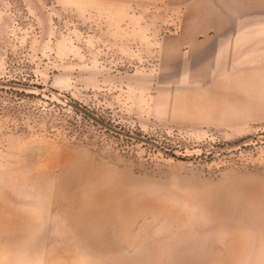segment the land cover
Segmentation results:
<instances>
[{
	"label": "rangeland",
	"instance_id": "1",
	"mask_svg": "<svg viewBox=\"0 0 264 264\" xmlns=\"http://www.w3.org/2000/svg\"><path fill=\"white\" fill-rule=\"evenodd\" d=\"M258 40L264 0H0V264H264Z\"/></svg>",
	"mask_w": 264,
	"mask_h": 264
},
{
	"label": "bare ground",
	"instance_id": "2",
	"mask_svg": "<svg viewBox=\"0 0 264 264\" xmlns=\"http://www.w3.org/2000/svg\"><path fill=\"white\" fill-rule=\"evenodd\" d=\"M83 154V153H82ZM80 155V154H79ZM85 155V154H84ZM82 156V155H81ZM81 158H83V156L81 157ZM83 165H85V164H83ZM83 166H80V167H73V175L71 174L72 173V171H71V177H73V176H77V175H79V177H80V179L79 180H82L83 182H87L89 185H91V183H94V182H96V177H95V175H94V172L89 168V167H86V166H84L83 168H82ZM65 174V173H64ZM63 175V174H62ZM74 177V178H75ZM78 178V177H77ZM70 179V178H69ZM64 180V179H63ZM67 182H69V181H67ZM64 183V182H63ZM78 183V182H77ZM62 184V183H61ZM65 184H66V182H65ZM93 185V184H92ZM94 185H99V183H95ZM73 186V185H72ZM64 188V187H63ZM67 188H69L68 186H67ZM72 189H74V188H72ZM76 189V188H75ZM66 190V189H65ZM93 190V192H94V194L95 193H97V192H100L99 190H97V188H94V189H92ZM102 190V189H101ZM74 191V190H73ZM67 193V192H66ZM74 193H76V191L74 192ZM104 193H105V191H101V193H99V194H101V195H104Z\"/></svg>",
	"mask_w": 264,
	"mask_h": 264
},
{
	"label": "crops",
	"instance_id": "3",
	"mask_svg": "<svg viewBox=\"0 0 264 264\" xmlns=\"http://www.w3.org/2000/svg\"><path fill=\"white\" fill-rule=\"evenodd\" d=\"M255 49L257 50L264 49V43H262L260 40L254 41L253 43H251V45L242 47L241 51H243V53H247ZM225 62H229V60H226Z\"/></svg>",
	"mask_w": 264,
	"mask_h": 264
},
{
	"label": "trees",
	"instance_id": "4",
	"mask_svg": "<svg viewBox=\"0 0 264 264\" xmlns=\"http://www.w3.org/2000/svg\"><path fill=\"white\" fill-rule=\"evenodd\" d=\"M75 112L77 113L78 111L77 110H75ZM85 119H88V117L87 116H85V115H82Z\"/></svg>",
	"mask_w": 264,
	"mask_h": 264
}]
</instances>
